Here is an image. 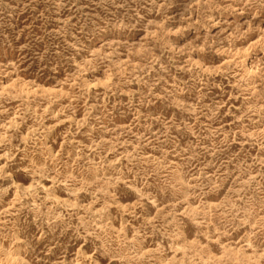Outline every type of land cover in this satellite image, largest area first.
I'll use <instances>...</instances> for the list:
<instances>
[{
    "label": "rangeland",
    "instance_id": "1",
    "mask_svg": "<svg viewBox=\"0 0 264 264\" xmlns=\"http://www.w3.org/2000/svg\"><path fill=\"white\" fill-rule=\"evenodd\" d=\"M0 264H264V0H0Z\"/></svg>",
    "mask_w": 264,
    "mask_h": 264
}]
</instances>
